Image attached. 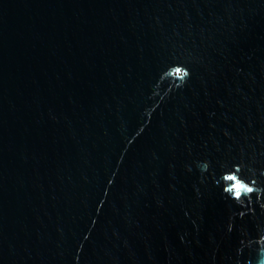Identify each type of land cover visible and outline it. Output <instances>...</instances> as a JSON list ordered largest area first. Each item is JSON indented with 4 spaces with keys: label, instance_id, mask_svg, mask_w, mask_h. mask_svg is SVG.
<instances>
[{
    "label": "water",
    "instance_id": "1",
    "mask_svg": "<svg viewBox=\"0 0 264 264\" xmlns=\"http://www.w3.org/2000/svg\"><path fill=\"white\" fill-rule=\"evenodd\" d=\"M0 264H264V0H0Z\"/></svg>",
    "mask_w": 264,
    "mask_h": 264
},
{
    "label": "snow or ice",
    "instance_id": "2",
    "mask_svg": "<svg viewBox=\"0 0 264 264\" xmlns=\"http://www.w3.org/2000/svg\"><path fill=\"white\" fill-rule=\"evenodd\" d=\"M229 179L230 180H235L236 177L232 176V177H229ZM235 187H236V195H237V197H239V195H240V189L241 188H246V191H248V192H252L253 191L252 188L246 187L245 185L240 184V183H237Z\"/></svg>",
    "mask_w": 264,
    "mask_h": 264
}]
</instances>
